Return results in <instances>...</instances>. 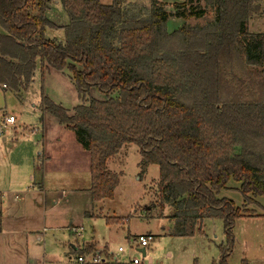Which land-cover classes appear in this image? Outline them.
I'll return each instance as SVG.
<instances>
[{
    "label": "trees",
    "instance_id": "16d2710c",
    "mask_svg": "<svg viewBox=\"0 0 264 264\" xmlns=\"http://www.w3.org/2000/svg\"><path fill=\"white\" fill-rule=\"evenodd\" d=\"M53 1L36 0L32 14L30 0H0V85L19 95L38 65L41 77L66 70L81 103L69 115L41 91L38 108L88 152L90 200L112 199L119 178L107 161L132 144L139 179L158 168L171 235L192 237L203 221L221 219L226 264L244 213L218 194L234 181L245 206L264 196V34L246 30L263 0H202L215 10L204 27L185 23L204 15L200 0L173 3L172 12L156 0H58L68 19L63 42L43 35L57 28L44 17ZM172 17L184 23L168 33ZM91 89L107 99H86Z\"/></svg>",
    "mask_w": 264,
    "mask_h": 264
},
{
    "label": "rangeland",
    "instance_id": "374dc122",
    "mask_svg": "<svg viewBox=\"0 0 264 264\" xmlns=\"http://www.w3.org/2000/svg\"><path fill=\"white\" fill-rule=\"evenodd\" d=\"M35 1L30 0L32 14L37 12ZM99 1L105 5L112 2ZM261 4L258 14L248 20L246 30L249 34H264V0ZM142 5L147 7L145 2ZM198 6L205 10L204 15L200 19L190 18L185 22L187 25L204 27L214 18V8H206L202 0ZM44 17L57 26L45 28L44 37L63 42L64 32L61 27L68 23V19L58 0L50 3ZM183 23V20L169 19L166 23L167 32L172 33L182 27ZM69 76L66 70L49 69L41 77L38 65L34 82L26 93L17 95L0 85V126L4 116L15 118L14 124L2 129L0 161L14 165L20 162L21 156L27 159L23 168H10L9 172L4 167L0 168V180L5 178L4 181H7L9 178L12 182L15 178L19 183L22 177L25 178V182L18 186L7 182L0 184V193L5 197L0 199V210H4L6 205L10 213H18L24 222L20 231L31 233L28 235L27 250L20 254L7 253L1 245L0 236V264L27 258H45L54 264H66L65 254H71V246L74 244L79 249L85 244H89V247L95 244L92 252L102 256L112 254L120 264H128L132 258L141 260L142 264H219L222 256L219 247L228 248L223 221L206 220L203 228L199 226L201 232L196 230L192 237L172 236L171 209L167 206L163 211L159 210L156 188L158 168L148 167L139 179V149L132 144L124 145L117 155L107 161L108 169L119 178L112 199L104 200L101 204L90 200L89 156L86 158L87 154L83 156L71 149L72 143L79 145L73 131H67L51 115L38 113L42 91L71 115L73 108L81 101ZM88 98L105 101L107 95L91 89ZM31 130L37 134L44 133L42 147V143H37V135L33 136ZM60 145L66 149L64 159L57 158L56 153L62 151L58 148ZM39 152L50 157L49 165L52 169L46 174L39 167ZM40 176H44V185L39 182ZM217 197L231 200L244 213L231 228L232 243L226 264H264V196L254 198V203L245 206L238 185L230 181ZM84 214L98 215L87 219ZM104 217L117 221L108 225ZM70 226L77 228L78 235L71 231L68 233L66 228ZM144 234H151L154 239L145 247L143 256L135 240ZM36 236L41 237L39 242ZM74 253L80 254V250Z\"/></svg>",
    "mask_w": 264,
    "mask_h": 264
},
{
    "label": "crops",
    "instance_id": "0c3cea01",
    "mask_svg": "<svg viewBox=\"0 0 264 264\" xmlns=\"http://www.w3.org/2000/svg\"><path fill=\"white\" fill-rule=\"evenodd\" d=\"M112 1V0H111ZM128 2H138V3H142V2H145L147 3V6L149 5V0H127ZM159 4H162V6L164 7V9L167 11V12H172V4L173 2L175 3H183L184 1L183 0H168V1H165V0H156ZM172 8V9H171ZM173 19H176V20H181V19H178V18H174L172 17ZM170 18V19H172ZM169 20V19H168ZM63 27V26H62ZM34 78V76H33ZM32 78V80H33ZM34 82V80H33ZM29 89V88H28ZM27 89V90H28ZM24 91V93L27 92ZM38 113L41 114V111L39 110L38 108ZM14 117V116H13ZM32 131V135L33 136H36L37 138V143H42L41 144V147L43 146V139H44V133H40V134H37L38 132H35V130H31ZM5 139L3 138L2 139V142H4ZM42 141V142H41ZM25 142V141H24ZM62 145H60L58 148L61 149L62 151L59 152V153H56L57 154V158L58 157H65L66 155V149L64 148V151H63V148H61ZM71 149H75V152L79 153V154H84L86 155V158L87 156H89L88 152L83 150L81 147H79V145H75L74 143H72V145L70 146ZM73 147V148H72ZM71 150V151H72ZM38 157H40V162H39V167H40V170L42 173H48L47 171H50V169H52V167L49 165L50 164V157L48 154L42 152L38 154ZM20 162H15L14 165H11L10 163H5L4 161H0V168L3 169L6 168L7 172L10 171V168H23V165L25 162H27L26 160V156H21L20 157ZM59 160V159H58ZM87 162V160H86ZM22 165V167H21ZM89 169H90V166H89ZM147 171V170H146ZM146 171L143 173L142 177L144 176V174L146 173ZM17 173V172H16ZM115 173V172H114ZM5 179V178H4ZM3 180H0V184H3L5 182H7V184H13V185H19L20 183H24L25 182V178L22 177V179L20 180V182L18 183L17 180L12 179V182H11V179H7V181H4ZM30 179L32 180L33 178L30 177ZM44 176H40L39 177V182L44 185ZM40 188H41V185H39ZM90 189V188H89ZM4 197V194H1L0 193V199H3ZM5 198V197H4ZM13 200L14 202H16V198L13 197ZM104 201V200H103ZM103 201H100V202H95L97 204H101ZM3 203V202H2ZM4 204V203H3ZM100 213V212H99ZM98 214H84V217L87 218V219H91V217H96ZM99 217H102V215H100ZM22 217H20V215L18 213H10V208L8 206H4V210H0V236H2V240H1V245L6 248V252L7 253H10V254H20L22 253L23 251H26L27 250V246H28V235H30L31 233L27 230H22L20 231V229H22V225H24V222H22ZM104 219L106 220L107 217H104ZM206 221V220H205ZM205 221L202 222L201 226L202 228L204 227V224H205ZM123 222V221H122ZM172 225V223H171ZM73 229L71 226L70 227H67L66 230L68 231H71L70 230ZM4 229H7L4 234H2V231ZM36 241L39 242L41 240V237H38L36 236ZM88 245V246H86ZM85 247V248H83ZM88 248H91V246L89 247V244H85L82 246V248H78V245L77 244H74V246H71V254L70 253H66L65 254V263L67 264L69 262L70 259L74 258L75 255H78V254H75V250H87ZM95 250V244H94V247L92 246V250L90 252H86L84 254H91L92 251ZM141 252L144 251V250H140ZM81 254V253H80ZM106 256V255H105ZM106 257H115V256H112V254L110 255H107ZM117 259V257H115ZM149 261H151V259H149ZM119 260L117 259L116 263L114 262H111L110 264H120ZM9 264H54V263H51L49 261H47L45 258H42L40 260L38 259H29L27 258L26 260H22V259H19L18 261L17 260H14L12 261L11 263L9 262Z\"/></svg>",
    "mask_w": 264,
    "mask_h": 264
},
{
    "label": "built area",
    "instance_id": "2783aa9c",
    "mask_svg": "<svg viewBox=\"0 0 264 264\" xmlns=\"http://www.w3.org/2000/svg\"><path fill=\"white\" fill-rule=\"evenodd\" d=\"M15 123V118L13 116H4L1 121L0 126V137L2 136V129H5L8 125ZM72 233L78 235L79 231L77 228L71 229ZM154 237L151 234H144L137 237L136 244L140 250H144L145 247L153 241ZM117 259L115 257H106L100 255V253L92 252L91 254H78L74 258L70 259L67 264H110L111 262L116 263ZM128 264H142L141 260L137 258H132L129 260Z\"/></svg>",
    "mask_w": 264,
    "mask_h": 264
},
{
    "label": "water",
    "instance_id": "95a60500",
    "mask_svg": "<svg viewBox=\"0 0 264 264\" xmlns=\"http://www.w3.org/2000/svg\"><path fill=\"white\" fill-rule=\"evenodd\" d=\"M142 255H143V256L145 255V251H142Z\"/></svg>",
    "mask_w": 264,
    "mask_h": 264
}]
</instances>
